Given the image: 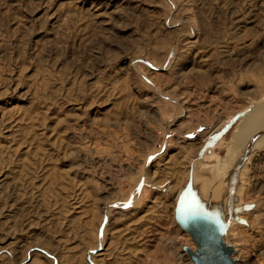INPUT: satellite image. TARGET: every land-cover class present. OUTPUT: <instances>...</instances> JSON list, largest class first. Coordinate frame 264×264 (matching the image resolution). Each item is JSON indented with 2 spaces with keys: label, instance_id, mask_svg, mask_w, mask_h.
Here are the masks:
<instances>
[{
  "label": "rangeland",
  "instance_id": "1",
  "mask_svg": "<svg viewBox=\"0 0 264 264\" xmlns=\"http://www.w3.org/2000/svg\"><path fill=\"white\" fill-rule=\"evenodd\" d=\"M212 173L264 264V0H0V264H192Z\"/></svg>",
  "mask_w": 264,
  "mask_h": 264
},
{
  "label": "water",
  "instance_id": "2",
  "mask_svg": "<svg viewBox=\"0 0 264 264\" xmlns=\"http://www.w3.org/2000/svg\"><path fill=\"white\" fill-rule=\"evenodd\" d=\"M258 137L259 134L244 148L234 174H237L245 163L250 154L251 147ZM189 205L188 200H184L183 206L179 208L176 215V222L181 230L190 237L192 244L195 246L193 251L186 249L191 263L236 264L232 258L234 251L232 246L226 244L223 240V235L230 222L220 224L213 218L199 212V210L191 212ZM243 208L249 209V207H241V209ZM229 218L231 220L232 217L229 216Z\"/></svg>",
  "mask_w": 264,
  "mask_h": 264
},
{
  "label": "bare ground",
  "instance_id": "3",
  "mask_svg": "<svg viewBox=\"0 0 264 264\" xmlns=\"http://www.w3.org/2000/svg\"><path fill=\"white\" fill-rule=\"evenodd\" d=\"M202 172H198V173L192 172V174H193L192 181H198L200 179L199 177L201 176ZM205 175H207V174H205ZM207 176H209V175H207ZM212 177H214L216 179V184H213V185L210 186V184L213 181H210V180L206 181L205 180V183L203 184L202 189H201V192L203 194V197H202L203 198V200H202L203 202H201L198 199H194V200H198L200 202V207H199V209H197L196 206L193 204L194 200H192L190 202V205H189L190 211L191 212H195L196 210H199V212L206 214L207 216L213 218L217 222H224L229 217L228 216V211H227L228 209H227L226 204H227V197H228V202H229V200L231 198L230 194H231L233 181H232V185H230V190H229V193H228L229 195L226 194V195H221L220 196V183H221L220 182V178L218 179V176H216L214 173H212V176L210 178H212ZM228 177H229V175H228ZM229 184H230V182H229Z\"/></svg>",
  "mask_w": 264,
  "mask_h": 264
},
{
  "label": "snow or ice",
  "instance_id": "4",
  "mask_svg": "<svg viewBox=\"0 0 264 264\" xmlns=\"http://www.w3.org/2000/svg\"><path fill=\"white\" fill-rule=\"evenodd\" d=\"M183 195H184V194H182V198H181V201H180V204H181V205H183V203H184ZM193 204L196 206L197 209H199V207H200V202H199L198 200H194V201H193ZM125 206H126V205H125ZM178 211H179V209H178Z\"/></svg>",
  "mask_w": 264,
  "mask_h": 264
}]
</instances>
